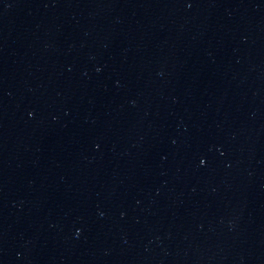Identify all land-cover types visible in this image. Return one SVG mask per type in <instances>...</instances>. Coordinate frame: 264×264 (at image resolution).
<instances>
[{"label":"water","instance_id":"obj_1","mask_svg":"<svg viewBox=\"0 0 264 264\" xmlns=\"http://www.w3.org/2000/svg\"><path fill=\"white\" fill-rule=\"evenodd\" d=\"M0 264H264V0H0Z\"/></svg>","mask_w":264,"mask_h":264},{"label":"snow or ice","instance_id":"obj_2","mask_svg":"<svg viewBox=\"0 0 264 264\" xmlns=\"http://www.w3.org/2000/svg\"><path fill=\"white\" fill-rule=\"evenodd\" d=\"M201 163H203V161H201Z\"/></svg>","mask_w":264,"mask_h":264}]
</instances>
